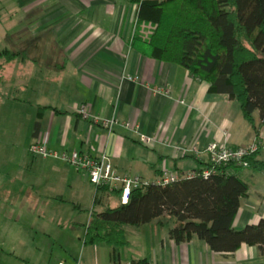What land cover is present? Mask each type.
Wrapping results in <instances>:
<instances>
[{
	"label": "crops",
	"instance_id": "0c3cea01",
	"mask_svg": "<svg viewBox=\"0 0 264 264\" xmlns=\"http://www.w3.org/2000/svg\"><path fill=\"white\" fill-rule=\"evenodd\" d=\"M136 15L137 5L129 0H0V19L10 34L5 50L16 54L1 64L0 70L10 72L0 83L22 90L15 100L28 107L22 124L17 116L8 133H0L7 139L0 141V153L10 161L6 171L0 170V211L16 216L21 210L22 217L77 201L69 216L90 206L89 223L92 213L119 204L118 193L100 191L97 196L87 174L62 159L31 155L34 143L59 154L78 150L106 157L119 173L154 184L166 172L183 178L204 169L209 160L205 150L213 143L240 147L264 142V128L257 136L236 101L209 92V84L187 69L155 60L133 45ZM84 104L93 117L115 118L118 124L109 131L83 119L77 110ZM126 122L130 129L123 127ZM140 134L152 139L150 144L140 142ZM4 142L11 144L8 151ZM192 144L199 155L188 151ZM240 177L249 192L233 223L237 231L264 218V171L242 169ZM173 226L168 217L126 226L128 245L118 251L120 263L264 264V250L256 246L244 244L222 254L196 237L177 244L169 235ZM101 246L94 245L89 262L85 247L78 263L60 258L48 264H111L113 249Z\"/></svg>",
	"mask_w": 264,
	"mask_h": 264
},
{
	"label": "trees",
	"instance_id": "16d2710c",
	"mask_svg": "<svg viewBox=\"0 0 264 264\" xmlns=\"http://www.w3.org/2000/svg\"><path fill=\"white\" fill-rule=\"evenodd\" d=\"M129 1L137 5L133 45L155 60L187 69L193 78L209 84V92L236 101L259 136L264 128V0ZM0 55L7 63L16 57L9 50ZM260 154L249 156L245 168L230 163L204 177L203 172L211 169L208 160L191 178L133 190L126 205L119 202L91 214L84 244L110 246L111 264H121L118 251L128 245L125 227L168 217L174 223L169 235L177 244L196 237L215 253L232 254L244 244L264 250V218L242 230L233 228L241 200L249 192L240 171L263 172ZM100 191L108 192L97 189V196ZM130 264L151 263L142 259Z\"/></svg>",
	"mask_w": 264,
	"mask_h": 264
},
{
	"label": "rangeland",
	"instance_id": "374dc122",
	"mask_svg": "<svg viewBox=\"0 0 264 264\" xmlns=\"http://www.w3.org/2000/svg\"><path fill=\"white\" fill-rule=\"evenodd\" d=\"M5 27V19L2 18L0 19V54L5 50L6 44H9L7 41L10 34L5 32ZM5 61V57L0 56V65ZM9 72V69L5 72L0 70V77H7ZM17 94H22V90L4 89L3 84L0 83V133H8L9 126H12L17 116L20 117L18 124L23 123L22 117L26 118L28 107L22 102L21 104L16 102ZM3 140L7 141L5 137H0V141ZM1 145L0 142V147ZM8 146H11L9 142L2 147L8 151ZM3 153H0V170L6 171L5 165L10 161L8 155ZM243 180L246 181L244 178ZM75 204L77 201L64 202L60 209L56 207L58 204H55L44 214L35 211L28 212L25 216L23 214L22 217L19 213L21 210L16 211V216H12V212L8 209L0 211V264H48V260L54 262L60 258L78 263L83 258L81 254L85 247L87 248L84 259L91 261L95 254L94 245H84L91 207L85 210L81 207L80 211L76 210L74 217H70ZM128 234L133 235L134 231ZM99 245L105 246V244L96 246Z\"/></svg>",
	"mask_w": 264,
	"mask_h": 264
},
{
	"label": "built area",
	"instance_id": "2783aa9c",
	"mask_svg": "<svg viewBox=\"0 0 264 264\" xmlns=\"http://www.w3.org/2000/svg\"><path fill=\"white\" fill-rule=\"evenodd\" d=\"M77 113L83 119L91 121L94 124H99L102 127L111 131L113 127L118 124L115 118L111 119H98L92 116L87 105H81ZM126 129L132 127L131 123L126 122L122 124ZM152 139L145 135L140 134L139 141L143 144H150ZM30 153L33 156L42 158H60L63 161L69 163L79 172L87 174L90 183L97 189H106L109 193H118L119 202L122 205H126L130 199L131 193L135 189H139L143 186L150 185L152 183L146 181L139 176H128L119 173L114 165L108 158H93L87 154L81 153L78 150L68 153H57L50 150L43 143H34L30 146ZM190 153L199 155L200 151L195 145H191L188 149ZM259 151L264 152V142L254 141L245 146L230 147L226 143H213L209 145L205 152L209 157L211 169H207L203 172L204 177H208L215 172V169L227 164L234 163L242 167H248L247 158ZM195 175L194 172L188 173L183 178H191ZM181 180V177L173 172H166L158 182L157 185H168L176 181Z\"/></svg>",
	"mask_w": 264,
	"mask_h": 264
}]
</instances>
